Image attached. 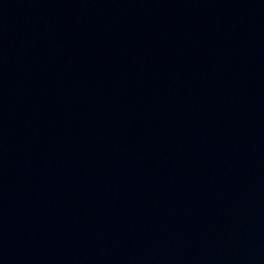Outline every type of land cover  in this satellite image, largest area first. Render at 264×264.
Returning a JSON list of instances; mask_svg holds the SVG:
<instances>
[{
	"label": "water",
	"instance_id": "water-1",
	"mask_svg": "<svg viewBox=\"0 0 264 264\" xmlns=\"http://www.w3.org/2000/svg\"><path fill=\"white\" fill-rule=\"evenodd\" d=\"M0 264H264V79L116 148L0 180Z\"/></svg>",
	"mask_w": 264,
	"mask_h": 264
}]
</instances>
